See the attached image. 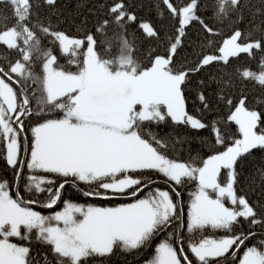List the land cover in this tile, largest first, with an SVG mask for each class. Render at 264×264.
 I'll list each match as a JSON object with an SVG mask.
<instances>
[{
  "label": "snow or ice",
  "instance_id": "snow-or-ice-1",
  "mask_svg": "<svg viewBox=\"0 0 264 264\" xmlns=\"http://www.w3.org/2000/svg\"><path fill=\"white\" fill-rule=\"evenodd\" d=\"M0 5V264H264V205L241 194L264 189V108L245 94L264 89V0H155L170 30L106 0L82 38L36 0Z\"/></svg>",
  "mask_w": 264,
  "mask_h": 264
},
{
  "label": "trees",
  "instance_id": "trees-1",
  "mask_svg": "<svg viewBox=\"0 0 264 264\" xmlns=\"http://www.w3.org/2000/svg\"><path fill=\"white\" fill-rule=\"evenodd\" d=\"M36 2L40 5L36 11L39 12L40 17L44 20L50 19L52 23L59 27L60 30H63L67 32L72 37H80L82 38L85 31L91 30L93 24L96 22L97 18L101 15L100 12V5L105 3L106 0H57V3L55 7L50 8L49 6L43 4V0H36ZM131 2L135 5L134 11L137 13V15L144 20H151L152 23L157 28H163V29H169L170 30V21L165 17L164 19H160L157 16L156 9L154 7L155 0H131ZM209 3H211V0H208ZM253 4H259V0H252ZM4 6L0 5V10H3ZM4 14L11 15L10 10H5ZM206 19L209 23H213L210 14L206 15ZM86 22V23H83ZM216 27L220 28V30L228 34L231 29V25L228 23H225L224 25L217 24ZM239 27L246 28V24H240ZM134 30V29H133ZM132 31V30H130ZM137 36H139V33H136ZM146 47V45H145ZM0 53H3L5 56H7V53L3 52V49L0 48ZM14 58V57H13ZM258 60V57H257ZM60 62L66 63L65 58L61 57ZM243 66L250 67L253 70L257 69V61H242L241 62ZM245 94L248 96V102L249 107H255L257 110H262L264 106H262L258 101L264 99V89H262L259 85L248 82L246 84ZM198 102L194 99L189 100V108L190 110L195 111V108L198 107ZM163 131H169V129H163ZM30 136V132L28 133ZM3 157V150L2 147H0V177H11L12 170L7 167ZM253 170V166L251 164H248L245 167V176L249 175ZM162 179V178H161ZM160 186L161 183L164 184L163 179L159 181ZM22 184V183H21ZM19 184V187L20 185ZM259 181L257 180V186L254 190H251L247 187L246 183L241 184V187L243 189L241 194H245L248 196L250 202L252 203H259L261 205H264V189H261L259 186ZM166 187V185H165ZM21 191L23 189L20 187ZM195 190V185L190 184L183 190V206L185 209V216L187 211V204L190 200V193ZM24 198L28 199L30 198V194L26 191L23 192ZM66 199H71L73 202L77 203H92L99 206H109L113 203H116L117 201H104V200H95V199H89L86 197H83L79 194V192L76 189H70L65 195ZM36 210L38 208L34 206ZM40 210V209H39ZM49 212V211H47ZM42 212V213H47ZM255 231L260 233L262 230L259 228H256ZM185 235L187 233L185 232ZM205 235H212L211 232L205 233ZM216 236L222 235V233L217 232L215 233ZM259 236L257 237V240L252 241L250 243H258L259 242ZM15 238H12L14 242ZM16 243H21L20 240L15 241ZM24 243H27L26 241ZM33 248L40 247L35 241H32ZM152 250L149 249V252ZM125 260L129 262V264H135L133 260V256L129 254H121L117 253L113 257H111L108 260H104L102 262H96L94 261L93 264H125ZM143 258H141L140 264H142Z\"/></svg>",
  "mask_w": 264,
  "mask_h": 264
},
{
  "label": "rangeland",
  "instance_id": "rangeland-1",
  "mask_svg": "<svg viewBox=\"0 0 264 264\" xmlns=\"http://www.w3.org/2000/svg\"><path fill=\"white\" fill-rule=\"evenodd\" d=\"M160 180H162V179H160ZM160 185V184H159ZM19 186V185H18ZM20 187L23 189V184H21L20 185ZM161 188H165V184H163V183H161V186H160ZM130 202V201H129ZM120 203H128L127 201H120V202H116V203H113L112 205H109V206H114V205H116V204H120ZM39 210V209H38ZM39 211H41V210H39ZM43 212V211H42ZM43 214H49V212H47V213H43ZM17 240H19V238H15L14 239V242L15 241H17Z\"/></svg>",
  "mask_w": 264,
  "mask_h": 264
}]
</instances>
